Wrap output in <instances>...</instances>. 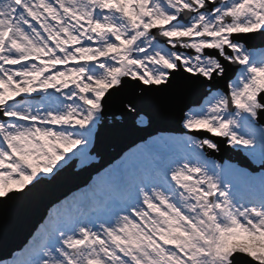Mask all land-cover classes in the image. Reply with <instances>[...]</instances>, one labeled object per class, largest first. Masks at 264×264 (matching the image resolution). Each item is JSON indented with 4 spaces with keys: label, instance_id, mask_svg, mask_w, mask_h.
Here are the masks:
<instances>
[{
    "label": "snow or ice",
    "instance_id": "1",
    "mask_svg": "<svg viewBox=\"0 0 264 264\" xmlns=\"http://www.w3.org/2000/svg\"><path fill=\"white\" fill-rule=\"evenodd\" d=\"M257 33L264 0H0V200L90 163L126 82L142 94L238 69L183 114L194 134L129 149L0 264H264V174L240 172L242 192L206 155L223 138L264 168V50L244 40Z\"/></svg>",
    "mask_w": 264,
    "mask_h": 264
},
{
    "label": "water",
    "instance_id": "2",
    "mask_svg": "<svg viewBox=\"0 0 264 264\" xmlns=\"http://www.w3.org/2000/svg\"><path fill=\"white\" fill-rule=\"evenodd\" d=\"M244 40L247 47L262 46L264 33L250 34ZM237 70L229 65L224 77L212 85L192 83L177 77L170 87H153L142 94L133 84L126 82L106 105L101 126L97 128L89 150L98 157L97 161L78 169L76 160L69 161L54 179L42 180L23 196L0 200V260L9 259L21 250L51 206L87 185L94 174L119 159L130 148L160 132L190 133L183 129V114L203 101L209 87L227 91V83ZM128 100L135 103L139 115L146 116L145 124L137 122L139 115L125 110L124 104ZM259 122L264 124V114H261ZM200 135L210 136L206 132ZM211 138L219 145V151L208 150L207 155L219 161L224 158L236 160L252 171L257 168L241 149L229 146L223 138Z\"/></svg>",
    "mask_w": 264,
    "mask_h": 264
},
{
    "label": "rangeland",
    "instance_id": "3",
    "mask_svg": "<svg viewBox=\"0 0 264 264\" xmlns=\"http://www.w3.org/2000/svg\"><path fill=\"white\" fill-rule=\"evenodd\" d=\"M249 49H253V50H255V51H257V53H259L260 51H262V50H264V45H262V46H258V47H248ZM238 71V70H237ZM235 76V75H234ZM234 76L232 77V78H234ZM231 78V79H232ZM213 90H215V89H213ZM192 107H194V106H192ZM146 121H147V119H146V116L145 115H143V114H140L138 117H137V122L139 123V124H145L146 123ZM259 124H261V125H264V124H262V123H260L259 122ZM185 134H189V135H192V134H190V133H187V132H184V133H168V132H160V133H158V134H156V135H154V136H151V137H149V138H147L146 140H144V141H147V140H149L150 138H160V137H182V136H184ZM94 141V140H93ZM144 141H141V142H139L137 145H141V144H143V142ZM93 144V143H92ZM92 144L90 145V148H91V146H92ZM137 145H135V146H133L132 148H135ZM90 148H89V150H90ZM132 148H130V149H132ZM166 148H167V150H173L174 149V146L173 145H166ZM235 149H241L242 150V152L246 155V156H248V158L250 159V161L253 163V165L254 166H256L257 168L254 170V171H252V170H250L249 168H247V167H245V166H242L238 161H236V160H232V159H228V158H224L222 161H219L217 158H215V157H213V156H209V155H207L208 156V158L209 159H211V160H213V161H215V162H217V163H219L220 165H222V166H224V168H225V171H226V174L228 175V178L229 179H231V180H233V182L234 183H236V184H238L239 186H240V188H241V191L242 192H246L247 190H248V183L246 182V180H244V179H242L241 178V176L239 175V173L240 172H246L247 174H248V176H256V177H258V176H260L261 174H264V168H262L261 167V165H260V162H259V159H258V157H253V156H250L246 151H244L242 148H240V147H238V148H235ZM75 151V150H74ZM129 151V150H128ZM128 151H126V152H128ZM90 152V151H89ZM125 152V153H126ZM231 152V151H230ZM93 157H94V159L91 161V162H93V161H95V160H97V156L94 154V153H90ZM233 155H235V153H233ZM120 159V158H119ZM119 159H116L113 163H111V164H115L117 161H119ZM90 162V163H91ZM90 163H88V164H90ZM79 165V162H78V160H76V168H79V167H81V166H78ZM110 165V164H109ZM108 165V166H109ZM108 166H106V167H104V168H107ZM103 168V169H104ZM103 169H101V170H103ZM100 170V171H101ZM96 174H94L93 176H95ZM92 180V179H91ZM90 184V182L87 184V185H89ZM87 185H85V186H83V187H80L79 189H77V190H75V191H72L70 194H68L66 197H64V198H62L60 201H58V202H56L53 206H51V208L49 209V213H50V211H56V206H59L60 204H61V202L62 201H64L66 198H70V197H72L74 194L75 195H79L80 194V191L82 190V189H86V186ZM48 216H49V214L47 215V217L45 218V219H47L48 218ZM43 224H39L38 226H37V228L35 229L36 231L42 226ZM33 237H30L29 238V241L32 239ZM29 241H27V243L24 245V248H25V246L29 243ZM21 252V250L20 251H17L16 253H20Z\"/></svg>",
    "mask_w": 264,
    "mask_h": 264
},
{
    "label": "trees",
    "instance_id": "4",
    "mask_svg": "<svg viewBox=\"0 0 264 264\" xmlns=\"http://www.w3.org/2000/svg\"><path fill=\"white\" fill-rule=\"evenodd\" d=\"M45 220L43 221V224H44Z\"/></svg>",
    "mask_w": 264,
    "mask_h": 264
},
{
    "label": "bare ground",
    "instance_id": "5",
    "mask_svg": "<svg viewBox=\"0 0 264 264\" xmlns=\"http://www.w3.org/2000/svg\"><path fill=\"white\" fill-rule=\"evenodd\" d=\"M78 162H79V160H78Z\"/></svg>",
    "mask_w": 264,
    "mask_h": 264
}]
</instances>
